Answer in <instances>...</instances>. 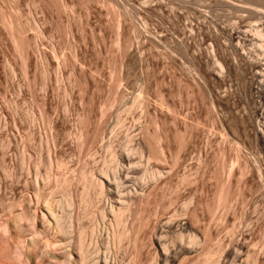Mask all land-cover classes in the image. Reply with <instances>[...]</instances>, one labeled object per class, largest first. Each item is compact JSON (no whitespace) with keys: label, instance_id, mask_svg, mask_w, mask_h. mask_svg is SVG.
Listing matches in <instances>:
<instances>
[{"label":"rangeland","instance_id":"1","mask_svg":"<svg viewBox=\"0 0 264 264\" xmlns=\"http://www.w3.org/2000/svg\"><path fill=\"white\" fill-rule=\"evenodd\" d=\"M263 37L264 0H0V264H264Z\"/></svg>","mask_w":264,"mask_h":264},{"label":"bare ground","instance_id":"2","mask_svg":"<svg viewBox=\"0 0 264 264\" xmlns=\"http://www.w3.org/2000/svg\"><path fill=\"white\" fill-rule=\"evenodd\" d=\"M257 33H259L260 35L262 34V32L260 30H258ZM263 39H264V37H263ZM262 46H263V43H262ZM256 64L258 66V63H256ZM154 149L150 150L151 152L149 154V161L156 160V157L158 156L157 155L158 154L157 151H155ZM102 184L103 183L100 182V184L98 186H101V188H102ZM127 210H129L128 207H127ZM125 214H126V209L125 208L124 209L121 208L118 211L112 209V211L110 213L111 220L109 219L110 220L109 221V228L108 227L107 228H108V230L110 229L108 232L111 234V237L110 238H112L113 244L114 243H116V244L119 243L120 244L125 238H128L127 237L128 236V228L127 229L125 228V221H124ZM93 231H94V229H93ZM196 240H197V238H196ZM191 241H193V239ZM116 244H114V245H116ZM219 249L220 248H218L215 252L210 253V255L208 254L209 256L206 259V261H207L206 263L207 264H219L220 263V258H218V257H219V254H221L220 253L221 251H219Z\"/></svg>","mask_w":264,"mask_h":264}]
</instances>
